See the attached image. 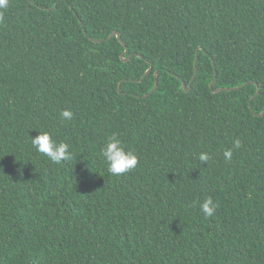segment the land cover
<instances>
[{"label": "trees", "instance_id": "16d2710c", "mask_svg": "<svg viewBox=\"0 0 264 264\" xmlns=\"http://www.w3.org/2000/svg\"><path fill=\"white\" fill-rule=\"evenodd\" d=\"M215 77L245 86L214 93ZM263 111L264 0H9L0 264H264ZM40 132L72 159L38 153ZM113 134L139 158L120 176L102 157Z\"/></svg>", "mask_w": 264, "mask_h": 264}, {"label": "clouds", "instance_id": "9594fccd", "mask_svg": "<svg viewBox=\"0 0 264 264\" xmlns=\"http://www.w3.org/2000/svg\"><path fill=\"white\" fill-rule=\"evenodd\" d=\"M8 4L9 0H0V9H6ZM60 115L62 119L71 120L74 114L70 110L65 109ZM31 144L38 153L48 157L54 164H61L72 159L70 146L63 142L57 143L48 132H40L36 137L31 138ZM240 146V141L236 140L234 147L239 148ZM102 157L107 163V171L113 176H120L134 170L139 163L138 156L132 151H126L122 141L115 134L106 141L102 149ZM223 157L226 162H231L233 157L232 149L225 150ZM209 159L210 157L207 153L199 155L201 162L206 163ZM200 207L206 217H211L218 205L211 198H207Z\"/></svg>", "mask_w": 264, "mask_h": 264}, {"label": "water", "instance_id": "95a60500", "mask_svg": "<svg viewBox=\"0 0 264 264\" xmlns=\"http://www.w3.org/2000/svg\"><path fill=\"white\" fill-rule=\"evenodd\" d=\"M81 24H82V22H81ZM83 25V24H82ZM114 38H117L121 43H122V45H126V43L122 40V34L121 33H118V32H114V33H112L111 34V36L108 38V39H106L107 41H110V40H112V39H114ZM92 41L93 42H96V43H100L101 42V40H94V39H92ZM103 41V40H102ZM202 48H200L199 50H201ZM199 50L197 51V58H196V61H195V64H196V66H197V63H198V58H199ZM128 51H129V49L128 48H126V50H125V52L123 53V55H122V59L125 61V62H128V61H130V58H125V56L128 54ZM151 72V69H149L147 72H146V74L143 76V78H142V80L141 81H143L147 76H148V74ZM197 74H198V68H196L195 69V75H194V77H193V79L191 80V82H190V84L189 85H187L185 82H183V88H184V90L186 91V92H189L190 90H191V88H192V85H193V83H194V81H195V79H196V77H197ZM122 83L123 82H121V84L119 85V92L121 93V86H122ZM215 84H216V77H215V79L213 80V82L210 84V88H211V90L214 92V93H218V92H222V91H233V90H238V89H240V88H242V87H244L245 85H243V86H241V87H238V88H234V89H228V88H222V89H217V90H214V86H215ZM158 85H159V81H158V79H157V75H156V81H155V87H154V89L149 93V94H147L146 96H144L143 98H149L157 89H158ZM258 86V85H257ZM260 92H261V90H260V87L258 86V92H257V94L252 98V101L256 98V97H258L259 95H260ZM253 114H255L257 117H263L264 116V111H263V113L262 114H260V115H257L256 113H254L253 112Z\"/></svg>", "mask_w": 264, "mask_h": 264}]
</instances>
